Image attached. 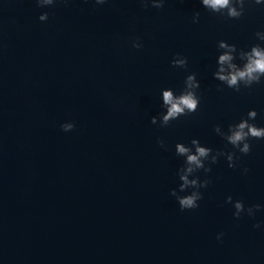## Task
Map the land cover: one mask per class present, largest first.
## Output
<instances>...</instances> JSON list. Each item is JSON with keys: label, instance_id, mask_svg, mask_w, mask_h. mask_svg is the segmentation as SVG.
<instances>
[{"label": "water", "instance_id": "obj_1", "mask_svg": "<svg viewBox=\"0 0 264 264\" xmlns=\"http://www.w3.org/2000/svg\"><path fill=\"white\" fill-rule=\"evenodd\" d=\"M256 31L264 0L239 19L200 0L160 9L140 0L44 8L0 0V264H264V139L236 152V168L220 157L196 173L211 180L198 208L181 210L170 195L184 162L177 142L235 151L213 125L226 131L250 108L264 126V77L235 92L212 75L217 41L264 45ZM174 53L187 57L186 69L170 64ZM189 72L200 83L198 110L166 127L150 123L164 111L160 90L179 93ZM65 121L75 128L62 131ZM228 195L262 207L236 219Z\"/></svg>", "mask_w": 264, "mask_h": 264}, {"label": "clouds", "instance_id": "obj_2", "mask_svg": "<svg viewBox=\"0 0 264 264\" xmlns=\"http://www.w3.org/2000/svg\"><path fill=\"white\" fill-rule=\"evenodd\" d=\"M68 3V0H63ZM96 4H104L106 0H94ZM144 7L150 4L152 7L163 8L165 0H140ZM38 7L44 8L57 3V0H35ZM201 5L210 13L218 14L225 19H239L246 11L247 4H261L262 0H200ZM49 13L43 11L39 14L40 21H46ZM200 12L194 11L192 14V22L199 21ZM255 37L259 41H264V31H256ZM131 45L135 49H140L142 44L139 37L131 40ZM219 52L216 64L217 69L212 73L213 77L222 82L228 88L235 92H240L241 85L245 88H251L253 84L261 82L264 77V45L261 43H253L248 49H237L233 43H228L221 39L217 41ZM233 53H238L234 56ZM239 59L243 62L242 67H238L234 60ZM173 67L184 68L188 66L187 57L181 53H174L170 60ZM226 66V67H225ZM200 87L199 81L196 79V73L189 72L184 79V87L176 93L172 88L164 87L160 90L161 107L164 111L152 115L150 123L157 124L160 127L168 126L172 121L178 120L181 116H189L200 107L201 97L198 95ZM222 90V89H221ZM257 117V111L250 108L245 116L234 123L227 126V130H223L219 124L213 125V131L219 135L226 145H231L232 149L224 151L223 149H212L211 147L202 145L197 138H192L189 144L177 142L175 144V154L183 157L184 162L177 169V176L180 181L177 188L170 190V195L174 196L181 210H192L199 207V201L203 198L200 191L207 188L211 180L207 178L201 179L197 172L203 170L204 173L211 171V165L218 163L220 157H224L229 168H236L239 157L236 152L247 155L251 151L250 139H264V126H257L253 121ZM73 121H65L60 124V128L64 132H69L75 128ZM156 143L161 148H166L165 141L157 137ZM244 172L248 169L245 167ZM190 189V191H188ZM184 193V194H181ZM225 203L233 206V217L239 219L243 214L254 217L256 212L261 209V205L251 204L245 206L242 199L233 200L231 195L225 197ZM253 228H260L259 222L252 225ZM224 233L219 232L216 235L217 240H221Z\"/></svg>", "mask_w": 264, "mask_h": 264}]
</instances>
